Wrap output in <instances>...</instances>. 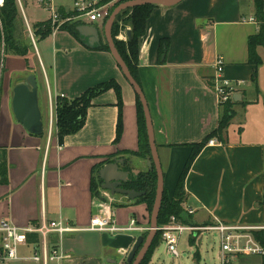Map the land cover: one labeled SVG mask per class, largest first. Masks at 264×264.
Segmentation results:
<instances>
[{"label": "crops", "instance_id": "1", "mask_svg": "<svg viewBox=\"0 0 264 264\" xmlns=\"http://www.w3.org/2000/svg\"><path fill=\"white\" fill-rule=\"evenodd\" d=\"M18 1L30 31L50 19L49 7L62 14L73 12V0H46V5L38 0ZM81 26L97 31V35L80 34L82 42L100 36L106 43L104 26L87 21ZM258 30L253 0H184L177 5L158 4L139 38L138 84L149 109L169 198L191 145L217 129L221 110L213 90L215 78L234 86L241 83L233 94L234 114L224 141L214 137L215 144L206 143L186 175L182 208L193 211L192 225L217 219L264 227V46L256 48L260 63L255 67L248 62L247 45ZM36 40L25 58L1 56L0 150L6 155L7 183L0 185V221L25 228L62 219L76 231L48 236L49 246L65 257L58 264L121 263L135 239L149 229L147 207L111 195L101 188L102 182L96 197L91 181L115 160H123L118 170L124 179L126 167L134 173L149 168V159L132 155L139 151L137 96L110 52L87 50L65 30ZM162 41H168V47L160 54ZM218 57L224 62L221 75L214 68ZM30 75L37 82L38 106L42 100L46 113L45 125L40 111L41 136L26 132L11 109L14 86ZM109 80L120 86V108L115 92L109 90L92 100L78 132L60 143L54 125L48 136L49 96L56 107L59 96L72 100ZM119 115L121 133L115 141ZM98 213L109 214L120 228L136 229L117 234L89 231ZM23 247L32 250L31 245Z\"/></svg>", "mask_w": 264, "mask_h": 264}, {"label": "trees", "instance_id": "2", "mask_svg": "<svg viewBox=\"0 0 264 264\" xmlns=\"http://www.w3.org/2000/svg\"><path fill=\"white\" fill-rule=\"evenodd\" d=\"M111 0H103L100 4L109 3ZM131 1V0H119L110 8V14L115 7L118 5ZM255 19L259 24L258 33L254 36L248 38V62L255 67L260 63L259 58L256 55V48L258 46H264V0H253ZM156 7V5H140L128 8L122 11L113 23L111 28V35L115 44V47L127 66L132 77L138 83L137 77V63H138V42L139 38L145 33L146 21L149 18L151 12ZM61 18H67L74 15L73 12L62 14L60 11L57 12ZM18 12L16 8V0H3V4L0 7V41L3 39L6 45V51L4 50L3 55H14L19 57H27L29 48L23 41H20L16 34H18L17 21ZM122 21L126 25H129L131 35L126 42L119 41L116 37L119 34L118 22ZM83 23L71 22L66 23L60 27L59 30L68 31L73 37L80 40V33L77 28ZM36 30V35L40 40L45 39L52 33V26L50 20L35 24L33 26ZM81 41V40H80ZM81 44L90 51H108V46L103 43L101 37L99 36L95 41L87 39L85 42L81 41ZM168 47V41H162L159 52L163 54ZM113 90L117 97V106L120 108L122 105L121 89L115 80H109L107 82L101 83L93 88L88 89L79 97L68 100L64 97L57 98L56 104V137L59 142L65 136L75 134L78 132L85 124L87 110L91 107L92 100L97 96ZM233 102L228 101L224 104H220V118L217 129L209 134L202 142L198 144L191 145V153L186 160L183 169L177 179L173 196L169 198L164 189L162 204L158 216V226H162L168 223L171 217H175L182 223L192 225L190 217L182 208V204L185 200L184 194V182L186 175L190 169L191 164L201 151V149L208 143L209 140L217 137L220 141H224L223 134L226 127L228 126L230 120L233 117ZM137 106V116H138V126H139V151L133 153L132 155L150 160V148L148 145L146 125L144 120V114L142 106L138 97H136ZM121 133V118L119 115V120L116 128V139H119ZM127 173V177L122 183V188L126 190H133L136 192H144V196L134 200V203H143L147 207L148 214L150 216L152 207L155 199L156 192V172L153 165L149 167L144 172L134 173L130 168H124ZM7 183V163L6 155L4 150H0V185ZM101 183L97 177L92 178L91 181V192L92 195L98 196V186ZM145 238L146 236L143 235ZM255 238L264 247V233L262 231L255 232ZM29 243H37L38 237L36 235L28 236ZM191 244H194V240H190ZM161 244V233L157 232L152 245L146 254L144 260L141 264H148L151 256L153 255L155 249ZM198 252L194 254V258L198 260Z\"/></svg>", "mask_w": 264, "mask_h": 264}, {"label": "built area", "instance_id": "3", "mask_svg": "<svg viewBox=\"0 0 264 264\" xmlns=\"http://www.w3.org/2000/svg\"><path fill=\"white\" fill-rule=\"evenodd\" d=\"M103 0H73L74 15L67 18H61L56 10L49 7L50 22L52 32L58 31L66 23L73 21H87L91 24L105 25L110 15V2L100 4ZM46 0H38V4L46 5ZM3 4V3H2ZM0 5V7L2 6ZM122 41H126V31H121L117 36ZM33 46H35L32 38ZM2 62V60H1ZM214 68L217 75L223 73L224 62L218 57L214 62ZM239 82L236 86L225 80L215 78L213 90L220 104L231 101L236 92ZM60 97H63L62 95ZM49 96V133L52 134V127L56 124V107ZM216 143L215 139L208 141V145ZM186 214H192V210H184ZM134 222H131L133 225ZM136 228H120L112 220L109 214H95L88 227L89 231L107 232L117 234L125 231H132ZM141 230V229H138ZM264 227H255L245 224H228L214 219L208 225H189L182 223L175 217H171L167 224L158 226L157 232L161 233V243L164 244L166 252L178 258L180 253L178 246L180 239L186 235L188 240H194V244L201 239L204 233L216 235L219 241L217 259L219 264H264V247L255 238V232L262 231ZM76 230L65 224V221L59 219L49 223L42 222L37 225L30 224L25 228H18L7 220L0 221V264H9L20 260L19 248L23 246L32 247L34 262L42 264L59 263L65 259L57 247L49 246L48 236L56 234L62 237L65 234L74 233ZM36 235L37 243H29L28 236Z\"/></svg>", "mask_w": 264, "mask_h": 264}, {"label": "water", "instance_id": "4", "mask_svg": "<svg viewBox=\"0 0 264 264\" xmlns=\"http://www.w3.org/2000/svg\"><path fill=\"white\" fill-rule=\"evenodd\" d=\"M184 0H131L124 2L113 9L104 25V36L109 52L115 60L118 68L120 69L123 77L127 83L133 89L135 95L138 97L142 106L144 120L146 125V133L148 139V145L150 148V160L148 166L153 165L156 172V192L154 204L150 214V225L148 229V235L144 238L142 235L135 239L134 244L128 251L125 263L126 264H141L144 260L147 252L149 251L152 242L157 234L158 230V216L162 204L164 193V180L163 172L161 169L160 160L157 153V148L154 142L153 127L149 114V109L142 93L139 84L132 77L127 66L119 55L112 35L111 28L113 26L116 17L124 10L140 5H158L169 4L177 5ZM82 35H97V31L93 27L79 26L77 28ZM130 29L126 30V38H130ZM37 82L33 75L28 76L25 82L16 84L12 91L11 109L15 120L24 128L26 132L34 136H41L43 134L42 116L38 106V93ZM119 165H123V160H115L112 163H108L103 166L99 172L98 177L102 182L101 188L109 191L111 195H120L126 197L130 201H134L142 196L144 192H136L133 190H126L122 188L124 182L123 174L118 170ZM108 264H119L115 261H108Z\"/></svg>", "mask_w": 264, "mask_h": 264}, {"label": "rangeland", "instance_id": "5", "mask_svg": "<svg viewBox=\"0 0 264 264\" xmlns=\"http://www.w3.org/2000/svg\"><path fill=\"white\" fill-rule=\"evenodd\" d=\"M21 1V0H20ZM119 0H111L110 3H112V6L117 3ZM21 4L22 1H21ZM158 6V5H156ZM16 8L18 12V21H17V29L18 34H16V37L20 39V41H23V43L28 46L29 51L34 50V46L32 43V38L35 42H37V36L36 30H34L33 26L31 27V31L28 28V26L25 23V20L22 15L20 2L16 0ZM73 22H79L83 23V21H73ZM119 25V33L121 31H126L130 29L129 25H126L121 20L118 22ZM119 35V34H118ZM39 39V38H38ZM4 50L6 51V45L3 42V39L0 41V65L1 62V56L4 53ZM29 53V52H28ZM40 95V94H39ZM41 100V96H39ZM40 111L43 113L45 125L46 122V113L44 109V105L42 100L40 101ZM48 126V125H47ZM148 235V230L145 231L142 236ZM219 249V241L216 235H210L208 233H204L200 240L197 241V244H191L189 243V240L186 235H183L180 239L178 251L180 253V256L178 258H174L173 256L169 255L166 252L164 244H160L154 251L153 255L150 258V261L148 264H219L217 259ZM198 252V260L194 258V254ZM148 253V252H147ZM19 254L21 257L25 258L24 260H20L17 262H14L12 264H42V262H34L32 260L33 257V251L30 250L28 247H20L19 248ZM126 258V256H125ZM11 264V263H9ZM51 264H58V263H51ZM61 264V263H60ZM65 264H72V263H65ZM77 264V263H74ZM82 264H97L95 262L90 263H82ZM119 264H126L125 259L119 263Z\"/></svg>", "mask_w": 264, "mask_h": 264}, {"label": "bare ground", "instance_id": "6", "mask_svg": "<svg viewBox=\"0 0 264 264\" xmlns=\"http://www.w3.org/2000/svg\"><path fill=\"white\" fill-rule=\"evenodd\" d=\"M3 3V0H0V5Z\"/></svg>", "mask_w": 264, "mask_h": 264}]
</instances>
